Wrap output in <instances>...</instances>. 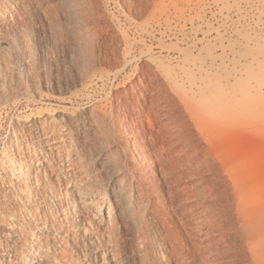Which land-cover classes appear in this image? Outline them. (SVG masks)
Here are the masks:
<instances>
[{"label":"rangeland","instance_id":"rangeland-1","mask_svg":"<svg viewBox=\"0 0 264 264\" xmlns=\"http://www.w3.org/2000/svg\"><path fill=\"white\" fill-rule=\"evenodd\" d=\"M7 1L0 264H264L227 230L264 228V0Z\"/></svg>","mask_w":264,"mask_h":264},{"label":"bare ground","instance_id":"bare-ground-1","mask_svg":"<svg viewBox=\"0 0 264 264\" xmlns=\"http://www.w3.org/2000/svg\"><path fill=\"white\" fill-rule=\"evenodd\" d=\"M13 10H14V7L7 0H0V49L1 50L6 49L10 53V55L13 56V58L10 56H8V57L5 56L1 60V62H0L1 68L0 69L3 72V74L1 76H3V80L7 82V85L10 88L14 89L15 87L16 88L21 87V89H22V87H24V86H23L22 82L20 81L19 74H18L19 73L18 68L16 66V64H17L16 59L20 58V60H22V62L24 64V71H25L24 73L26 74L28 81L31 82V84L37 88L39 86V82H38L39 77H38L37 69L34 67L35 65L33 64L34 61L32 60V59H34L35 54H32V50L30 49V47L25 48L23 50L20 49L21 52H19L16 50L15 45H14V36L18 35V34L23 35V32L18 26H16L13 23V20H12V14H13L12 11ZM17 12H19V11L17 10ZM20 18H22V17L20 16ZM90 18L91 17H89V19ZM86 20H87V18H86ZM23 21H25V20H23ZM87 24H89V26H90L91 22L90 23L88 22ZM98 24L101 25L100 23H98ZM96 25H97V23H96ZM95 27L98 28V26H95V25L92 28H89V27L88 28H89V30L91 29L92 32L95 33V30H97ZM85 28H87V27H85ZM118 28H119V26H118ZM91 30H90V32H88V31H85V32L86 33L88 32V34L89 33L92 34ZM97 32H98V30H97ZM100 32H102V31H100ZM96 35H98V33ZM92 36H94V35H92ZM92 36L90 37L91 39H92ZM24 38H25V40H27L26 37H24ZM95 39H96V37H95ZM83 40H84V38H83ZM85 41H83V42H85ZM87 41H88V38H87ZM85 47H86V45H85ZM38 57L36 60H38ZM20 60H18V61H20ZM23 90H25V89L23 88ZM0 94L3 96L2 93H0ZM41 120H42L41 122L43 123V130H46V131H43V133L46 132V135L50 134V135H47L48 137H50L52 135L51 138H53V139H56V140L60 139L59 138L60 137V130H58V128L56 126V122H55L54 118L52 117V115L48 114L46 118L41 119ZM56 142L58 143V141H56ZM59 142H61V141L59 140ZM57 146L59 147V146H61V144L57 145ZM60 148H62V147H60ZM16 149L18 150V148H16ZM59 151L60 150L58 148V152ZM58 152H57V155L62 156L63 153L59 154ZM28 153H29V151H28ZM59 158H61V157H59ZM8 163L11 164V160H8ZM24 171L26 174L32 175L35 172L32 163H30L29 161L26 162L24 164ZM226 184L227 183L223 182L221 186L226 188L227 187ZM78 197H79L78 199H80L82 201V197L79 196V194H78ZM241 198H242V199H240L241 205L244 207H246V206L249 207V203L247 202V200L243 199V196ZM230 202H232V199L230 200ZM244 215H245V219L241 223H238L237 219H234L232 216H228L227 230H229L235 236L234 239L237 238L235 241L238 240V243H239V244H237L238 246L239 245L242 246L245 244V246H247V249H249V251H250L249 253L251 254L252 258H257L258 260L263 261L264 260V228L255 222V220L253 218L254 216H253V214L250 213L248 208H247V212ZM219 217L223 218L220 215H214L213 216V218H215L214 220L218 219ZM244 233H247V235H244Z\"/></svg>","mask_w":264,"mask_h":264}]
</instances>
